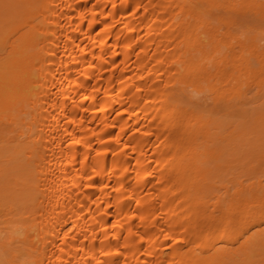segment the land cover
Returning a JSON list of instances; mask_svg holds the SVG:
<instances>
[{
    "label": "bare ground",
    "instance_id": "bare-ground-1",
    "mask_svg": "<svg viewBox=\"0 0 264 264\" xmlns=\"http://www.w3.org/2000/svg\"><path fill=\"white\" fill-rule=\"evenodd\" d=\"M0 264H264V0H0Z\"/></svg>",
    "mask_w": 264,
    "mask_h": 264
},
{
    "label": "rangeland",
    "instance_id": "rangeland-1",
    "mask_svg": "<svg viewBox=\"0 0 264 264\" xmlns=\"http://www.w3.org/2000/svg\"><path fill=\"white\" fill-rule=\"evenodd\" d=\"M246 87V86H245ZM244 88V87H243ZM245 89H248V87H246V88H244V90L243 91H246V92H248V91H250V93L252 94V93H254V89H255V86L254 85H251V87L248 89V90H245ZM249 93V92H248ZM249 93V94H250ZM250 94V95H251ZM1 263H3V262H1Z\"/></svg>",
    "mask_w": 264,
    "mask_h": 264
}]
</instances>
